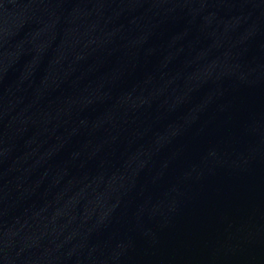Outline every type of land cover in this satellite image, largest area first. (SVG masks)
Listing matches in <instances>:
<instances>
[{"label": "water", "instance_id": "water-1", "mask_svg": "<svg viewBox=\"0 0 264 264\" xmlns=\"http://www.w3.org/2000/svg\"><path fill=\"white\" fill-rule=\"evenodd\" d=\"M0 264H264V0H0Z\"/></svg>", "mask_w": 264, "mask_h": 264}]
</instances>
